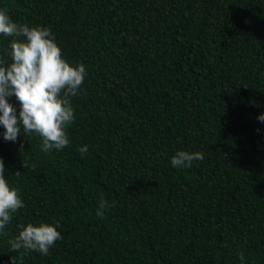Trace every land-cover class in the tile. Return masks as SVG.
<instances>
[{
	"label": "trees",
	"instance_id": "1",
	"mask_svg": "<svg viewBox=\"0 0 264 264\" xmlns=\"http://www.w3.org/2000/svg\"><path fill=\"white\" fill-rule=\"evenodd\" d=\"M5 8L17 24L50 28L86 76L70 98V146L44 152L22 125L5 141L0 125L4 175L25 205L0 230V264H264V0ZM12 39L0 34L5 64ZM179 150L204 159L174 167ZM40 222L62 236L49 254L13 251L18 225Z\"/></svg>",
	"mask_w": 264,
	"mask_h": 264
},
{
	"label": "clouds",
	"instance_id": "2",
	"mask_svg": "<svg viewBox=\"0 0 264 264\" xmlns=\"http://www.w3.org/2000/svg\"><path fill=\"white\" fill-rule=\"evenodd\" d=\"M0 34L13 37L10 43L12 62L5 64L0 59V125L6 130L4 140L15 142L21 136L22 125L25 134L34 132L43 138L44 152L70 146L66 129L75 120L70 98L78 94L83 84L84 64L73 65L62 56L50 28L17 24L6 8L0 9ZM13 94L21 105L19 115L7 99ZM258 120L264 123V114L259 115ZM78 151L83 157L88 146L80 147ZM203 159L201 152L179 150L171 164L177 168L191 167L193 161ZM23 166L28 165L23 162ZM4 173L5 166L0 159V230L11 222L13 213L25 206L19 190L10 187ZM106 207L110 205L101 200L96 215L103 217ZM54 224L18 225L17 237L9 241L11 249L23 248L48 255L50 247L62 239ZM239 259L244 262L243 253H239Z\"/></svg>",
	"mask_w": 264,
	"mask_h": 264
}]
</instances>
